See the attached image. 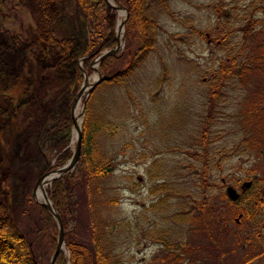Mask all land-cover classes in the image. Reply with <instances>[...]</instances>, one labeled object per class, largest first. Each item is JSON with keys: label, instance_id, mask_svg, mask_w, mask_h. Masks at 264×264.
I'll return each instance as SVG.
<instances>
[{"label": "rangeland", "instance_id": "374dc122", "mask_svg": "<svg viewBox=\"0 0 264 264\" xmlns=\"http://www.w3.org/2000/svg\"><path fill=\"white\" fill-rule=\"evenodd\" d=\"M39 1L0 0V202L7 193L16 215L24 194L49 169L39 149L45 137L50 157L60 148L74 149L73 124L48 134L47 123L69 112L82 124V102L90 96L89 117L100 126L95 140L113 171L75 193L80 235L95 230L118 264H264V237L251 235L255 226L264 233V210L253 224L240 220L221 197L228 184L241 194L243 181L264 188V172L254 168L255 154L241 151L238 132V126L253 129L259 121L261 134L264 120L237 122L251 92L238 83L240 76L209 87L221 59L239 54L250 62L258 43L264 44V0H149L145 13L156 21L153 48L121 82L95 90V62L88 71L82 56L58 63L39 52ZM47 7L55 34L83 47L86 17L73 0H51ZM122 16L118 11L115 29ZM248 27L252 31L243 37ZM123 49L124 39L118 53ZM77 65L83 68L80 82ZM247 71V80L255 78ZM257 74L264 82V70ZM262 100L264 94L256 101ZM201 190L211 195L217 214L230 217L215 243L175 219Z\"/></svg>", "mask_w": 264, "mask_h": 264}, {"label": "trees", "instance_id": "16d2710c", "mask_svg": "<svg viewBox=\"0 0 264 264\" xmlns=\"http://www.w3.org/2000/svg\"><path fill=\"white\" fill-rule=\"evenodd\" d=\"M50 1H39L40 19L35 29V43L39 52L58 63H74L78 56H83L82 67L88 71L91 70V62L100 51L111 48L117 43L115 33L117 11L106 0H73L85 14L88 33L83 47L74 48L70 38L58 36L51 29L52 18L47 7ZM116 1L124 6L128 13L124 21V49L121 53L107 55L99 61L100 81L93 90L101 83L121 82L131 73L137 61L139 62V58L141 59L154 45L156 21L145 13L149 0ZM251 31L252 28L248 27L243 31V37L249 35ZM258 44H260L258 51L250 58V62H247L246 58H239V54L221 59L217 80L211 81L209 85L210 88H214L228 77L230 79L240 76L238 83L251 91L242 102L243 106L235 114L237 122L240 121V123L243 118L258 117L264 120V100L256 101L260 94H264L263 77L257 74L258 70H264V44ZM82 67L78 65L76 67L79 82L83 77ZM247 69V72L254 74L255 78L250 80L245 78ZM3 93L1 97L4 100L8 99L6 89ZM90 98L89 96L84 105L86 115L81 127V149L78 162L70 172L55 178L46 187L48 196L60 216L64 232L65 250L57 254L53 264H118L95 230L90 237L80 235L78 230L75 193L80 192L91 180L104 178L113 171L112 161L100 152L95 140L100 126L97 121L89 117ZM4 115L6 116L5 113ZM71 127V114L66 112L49 121L46 128L48 134H51L56 130H68ZM238 127L241 151L255 154L257 160L253 166L256 170L264 172V132L259 134L262 123L256 121L252 125L253 129L243 125ZM205 131L204 129V133ZM46 138L39 142L44 166L51 169L64 164L71 156L72 149L60 148L50 157L44 146ZM205 156L201 171L202 188L206 185L208 178V157ZM241 192L242 194L240 193L235 201L229 199L225 192L221 193V197L227 200L233 211H237L240 220H251L255 224V216L261 208L264 210V188H258L256 181L252 180L250 186L241 189ZM4 196L6 201L0 202V264H48L57 240V226L54 218L44 206L33 200L30 191L24 194L16 215L10 210L7 193ZM229 218L227 214H217L211 195L202 190L199 196L194 198L192 206L186 205L185 211L175 216V219H185L190 225H195L192 229L202 231L203 238L211 243H215L214 235L219 237L228 227ZM251 235L255 240H258L259 236L262 239L264 237V233L260 234V229H256V226L251 231Z\"/></svg>", "mask_w": 264, "mask_h": 264}, {"label": "water", "instance_id": "95a60500", "mask_svg": "<svg viewBox=\"0 0 264 264\" xmlns=\"http://www.w3.org/2000/svg\"><path fill=\"white\" fill-rule=\"evenodd\" d=\"M106 2L113 8H115V10L118 12L119 10H122L123 12V18L122 20L118 21L117 23V28L115 29V33H116V39H117V43L109 49H103L102 51H100V53L92 60V62L96 63V73L98 76V80L96 82H93L90 84V86H94L96 83H98L100 81V75H99V70H98V63L99 61L107 56V55H116L118 49L123 45V39H122V33H123V29H124V21L128 16L127 10L124 6H122L120 3H118L116 0H106ZM122 41V42H121ZM88 55V54H87ZM83 57V56H82ZM81 57V60H82ZM91 62V63H92ZM85 78V77H84ZM85 85V82L80 86L79 91L77 93V98L79 97L81 91L83 90ZM74 101H76V98L74 99ZM84 104H85V99L82 102V109L84 108ZM71 118H72V124H73V128L75 131V141H74V149L72 150V154L69 157V159L62 165L48 169L46 171H44L42 174H40L35 182V185L32 187L31 191H30V195L33 198V200L39 204H41L42 206H44L52 215V217L54 218L55 222H56V226H57V240H56V246L55 249L50 257L49 263L48 264H53L57 254L63 250V248L65 247L64 244V239H63V226H62V222L60 219V216L58 214V212L56 211L52 201L50 200L47 192H46V187L43 188V186H41V196H42V200L38 199L36 197V189L38 188V186H40L41 181L48 176L49 178L47 180H45V185L50 184L55 178H58L60 176H62L63 174L70 172L76 165V163L78 162L79 159V155H80V149H81V137H82V124L81 122L78 120H76L75 116L73 115V113H71ZM250 186V182L248 181H243L241 183V189L243 188H247ZM225 193L228 196L229 199L235 201L239 198L240 193L237 191V189L233 186V185H227L225 187Z\"/></svg>", "mask_w": 264, "mask_h": 264}, {"label": "bare ground", "instance_id": "6f19581e", "mask_svg": "<svg viewBox=\"0 0 264 264\" xmlns=\"http://www.w3.org/2000/svg\"><path fill=\"white\" fill-rule=\"evenodd\" d=\"M119 11H121V13H123L122 12V10H119ZM122 18H123V16L121 17V19H120V21L122 20ZM78 122H79V120H78ZM49 177L48 176H46L42 181H41V184H40V186H38V188L36 189V197L38 198V199H40V200H42V196H41V186H43V188H45V180H47Z\"/></svg>", "mask_w": 264, "mask_h": 264}]
</instances>
